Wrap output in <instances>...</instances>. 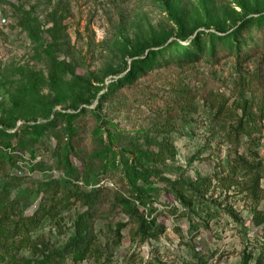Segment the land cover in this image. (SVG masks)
I'll return each mask as SVG.
<instances>
[{
	"label": "rangeland",
	"instance_id": "374dc122",
	"mask_svg": "<svg viewBox=\"0 0 264 264\" xmlns=\"http://www.w3.org/2000/svg\"><path fill=\"white\" fill-rule=\"evenodd\" d=\"M260 16L264 0H0V127L13 123L0 131V191L14 207L5 229L46 249L84 239L76 264H264V224H252L264 195L247 196L255 173L264 190V20L242 29ZM191 41L193 60L148 58ZM163 136L171 146L156 162ZM198 177L215 180L187 215L169 185ZM148 218L155 237L139 232ZM9 249L0 264H14ZM14 249L18 264L39 258Z\"/></svg>",
	"mask_w": 264,
	"mask_h": 264
},
{
	"label": "trees",
	"instance_id": "16d2710c",
	"mask_svg": "<svg viewBox=\"0 0 264 264\" xmlns=\"http://www.w3.org/2000/svg\"><path fill=\"white\" fill-rule=\"evenodd\" d=\"M261 18L258 20L256 19L254 20H244L242 22V29H248V30H258L259 26H260V21L264 20L263 16H260ZM264 28V25L262 26ZM239 35H231V39L227 38L225 39L223 42L226 43L230 46V43L234 40V38H238ZM210 41H215V45L217 44V42L219 41V39L217 37H213L211 36V40ZM193 41L190 42V44L192 45V50H190V44L188 45L189 48L180 46V44L178 43H174L171 46L165 47L163 49H161L160 51H157L156 53H149L148 54V58L154 59L156 58V61H160L163 64H166L168 62H172V61H180V60H193L196 56V54L200 53L199 50V46H197L196 44L194 45ZM172 50V54L175 55V57H170V53L169 51ZM169 56V57H168ZM141 63V60H135L132 63V66H138ZM6 87L1 86L0 85V96L3 97L4 99L7 98L8 93L6 92ZM179 95L182 97H185V101L187 100V104L190 107L192 102L189 99H187L188 97V92L187 93H182L180 92ZM93 97H96V94L93 95ZM6 103H12V101H9L8 99L6 100ZM246 102H244L245 104ZM186 104H185V108H186ZM180 108V107H179ZM246 107H244L245 109ZM76 116L74 114H70L67 116L65 122H66V127L70 128L72 120L75 118ZM107 124V123H104ZM13 127V123H7V122H3V126L0 127L2 132H5V130L7 128H12ZM160 129V128H159ZM160 135H165L164 133H160ZM112 142H116V137L113 135H109L108 136ZM162 146L161 149L158 153L154 154V159L156 162H159L160 159H162L163 155L166 154L167 150L170 148V144H169V139L166 136H163L162 139ZM106 156H109L111 159H107L108 157L105 158V162L104 165L105 167H111L114 166L115 163V152L113 151V149L110 146L106 147ZM135 171V170H134ZM135 174V173H132ZM259 173H255V175H253V177L251 178L250 181V187L248 188L247 191V196L248 199L252 202V203H256V205L258 204V202L263 198L264 195V190L260 189L259 186V177L258 175ZM213 180H215L214 178H208V177H198L195 181H177V182H172L170 183V194L172 195L173 199L176 201V203L184 210V212H186L187 215L192 213V210L194 208V206H201L203 205L205 202H207V196L209 195L211 189H212V183ZM217 182V181H216ZM218 183H220V181H218ZM222 187H225L226 190H230V188L232 187V184L230 183V180H223L222 183H220ZM95 186V185H94ZM135 185L133 184L132 186H128V189L131 190L133 196L135 198L138 199L139 202H141L142 199H144L145 195L142 191V189L138 188V187H134ZM98 188V187H97ZM100 190L97 189L94 191V195H89L88 197H86V202L91 201V198L93 200L97 199L95 197V195H97V193ZM13 200L10 199L9 197V189L8 187H3L2 191H0V225H2V230L4 233V237L2 239V241L0 242V248L2 249V251H7L8 248L10 247V249L13 251V253L9 254V260L10 262H13L14 264H18L19 260L17 258V253L18 251L15 250L14 248L20 250L21 247H23L24 245L27 246L29 249H31L32 251L36 252L39 255V258L34 261V262H30V261H25L22 264H65L64 260L65 257L67 255L71 256V263L68 264H76V261L79 260V258H82L85 254V252L87 251V243H85L84 239H78L75 238L74 240H70L68 245L66 247H63L62 249H46L45 247H43L42 243L37 244V243H32L31 241H29V239H26L25 237H19L18 233H17V229L15 228H6L5 229V218H7L8 216H10L12 214L13 211ZM228 216H230V218L235 219L234 215L232 212H227L226 213ZM252 224L255 227H260L264 224V214L260 213L259 211L256 210V208L252 209ZM24 224L26 226H36V220H25ZM27 229V233H28ZM139 232L141 235H149L151 234L152 236H156L158 234L157 229L155 228V221L153 219H144L139 223ZM20 240H23V242L25 243H21ZM7 241H10V246L7 243ZM44 252L41 251V248ZM14 247V248H13ZM9 249V250H10ZM48 250V251H46Z\"/></svg>",
	"mask_w": 264,
	"mask_h": 264
},
{
	"label": "built area",
	"instance_id": "2783aa9c",
	"mask_svg": "<svg viewBox=\"0 0 264 264\" xmlns=\"http://www.w3.org/2000/svg\"><path fill=\"white\" fill-rule=\"evenodd\" d=\"M0 25H5V20H0Z\"/></svg>",
	"mask_w": 264,
	"mask_h": 264
}]
</instances>
